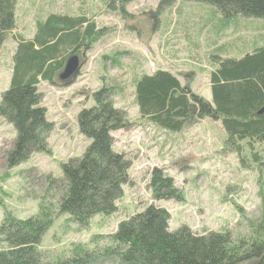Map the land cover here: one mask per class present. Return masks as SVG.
<instances>
[{
  "label": "trees",
  "instance_id": "obj_1",
  "mask_svg": "<svg viewBox=\"0 0 264 264\" xmlns=\"http://www.w3.org/2000/svg\"><path fill=\"white\" fill-rule=\"evenodd\" d=\"M131 0H104L117 5L124 19ZM214 6L225 18L264 19V0H189ZM175 0H160L154 11L141 14L155 33L164 9ZM17 0H0V49L16 27ZM136 31L140 27L128 24ZM105 29L85 15L49 13L37 19L31 39L18 37L11 54L8 88L0 96V118L15 131L5 152L6 167L26 162L34 153H49L47 139L54 125L40 104V82L56 84L66 60L89 51ZM215 43V40H214ZM213 44V43H212ZM254 46V45H253ZM209 72L211 101L181 85L169 71L134 78L135 103L141 117L157 127L178 133L204 119L219 120L225 148L241 162L264 167V44L240 57H215ZM72 81L63 83L67 85ZM61 82V81H60ZM59 82V83H60ZM112 87L102 85L91 93L93 106L77 114V127L88 140L83 153L60 163L62 177H45L46 192L57 189L54 203H39L37 214L16 218L5 211L0 222V264H264V224L250 226L247 236L233 238L229 231L194 233L187 226L169 229V213L153 204L118 222L106 243L76 245L71 254L47 260L39 249L42 236L53 222L52 214L67 215L80 226L96 215H111L129 183V161L113 149L112 132L129 127L124 113L110 99ZM28 171V170H27ZM153 199L183 202L184 195L162 168H153L147 185ZM54 212V213H53Z\"/></svg>",
  "mask_w": 264,
  "mask_h": 264
},
{
  "label": "rangeland",
  "instance_id": "obj_2",
  "mask_svg": "<svg viewBox=\"0 0 264 264\" xmlns=\"http://www.w3.org/2000/svg\"><path fill=\"white\" fill-rule=\"evenodd\" d=\"M159 1L131 0L125 10L134 18L124 19L117 5L104 0H17L16 27L0 49V96L9 85L15 40L31 39L37 19L49 13L85 15L105 32L81 55L82 64L69 84L44 81L37 86L40 104L54 125L47 139L49 153H34L19 166L6 167L4 154L13 145L15 131L0 118V222L5 211L27 218L38 213L39 203H54L57 189L47 193L45 177H62L60 163L85 150L88 140L79 133L76 117L93 106L92 92L102 85L112 87V104L129 122V127L111 133L114 151L130 165L129 183L116 201V212L98 214L86 226L67 215L52 214L53 222L39 244L50 263L70 255L76 245L93 248L95 236L103 245L118 222L150 204L169 213L170 230L180 226L198 234L227 230L238 238L249 235L256 222L264 224V167L241 162L225 148L219 120L204 119L178 133L169 132L140 116L134 96V78L161 69L211 101L212 59L240 57L262 46L264 19L225 18L207 3L175 0L163 10L157 31L144 32L141 14L154 11ZM132 23L140 27L138 33L128 26ZM153 168H162L174 179L183 202L152 198L147 185Z\"/></svg>",
  "mask_w": 264,
  "mask_h": 264
},
{
  "label": "water",
  "instance_id": "obj_3",
  "mask_svg": "<svg viewBox=\"0 0 264 264\" xmlns=\"http://www.w3.org/2000/svg\"><path fill=\"white\" fill-rule=\"evenodd\" d=\"M79 68H80V61L78 56L73 55L69 57L65 62L63 70L58 76L59 81L65 83L70 79L74 78Z\"/></svg>",
  "mask_w": 264,
  "mask_h": 264
},
{
  "label": "flooded vegetation",
  "instance_id": "obj_4",
  "mask_svg": "<svg viewBox=\"0 0 264 264\" xmlns=\"http://www.w3.org/2000/svg\"><path fill=\"white\" fill-rule=\"evenodd\" d=\"M80 61V60H79ZM80 65H81V63H80Z\"/></svg>",
  "mask_w": 264,
  "mask_h": 264
},
{
  "label": "bare ground",
  "instance_id": "obj_5",
  "mask_svg": "<svg viewBox=\"0 0 264 264\" xmlns=\"http://www.w3.org/2000/svg\"><path fill=\"white\" fill-rule=\"evenodd\" d=\"M192 3V2H191Z\"/></svg>",
  "mask_w": 264,
  "mask_h": 264
}]
</instances>
